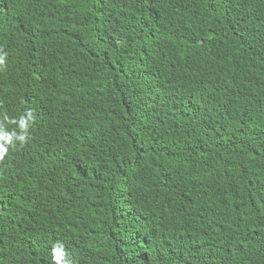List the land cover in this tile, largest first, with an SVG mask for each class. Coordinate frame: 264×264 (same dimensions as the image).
<instances>
[{
	"label": "trees",
	"instance_id": "1",
	"mask_svg": "<svg viewBox=\"0 0 264 264\" xmlns=\"http://www.w3.org/2000/svg\"><path fill=\"white\" fill-rule=\"evenodd\" d=\"M0 264H264V0H0Z\"/></svg>",
	"mask_w": 264,
	"mask_h": 264
},
{
	"label": "clouds",
	"instance_id": "2",
	"mask_svg": "<svg viewBox=\"0 0 264 264\" xmlns=\"http://www.w3.org/2000/svg\"><path fill=\"white\" fill-rule=\"evenodd\" d=\"M0 53H3V49H0ZM6 54H0V67L5 65ZM5 120L11 124H17L20 134L17 135L16 132H3L0 131V161H3L5 155L8 154L9 148H15L16 142H19L23 146L28 140V130L29 127L34 123V114L32 111H28L24 116L20 117L18 121H8L7 117ZM2 127V126H0ZM53 260L55 264H61L62 253L60 251H55L52 253Z\"/></svg>",
	"mask_w": 264,
	"mask_h": 264
}]
</instances>
